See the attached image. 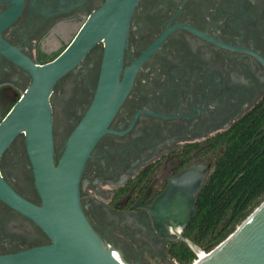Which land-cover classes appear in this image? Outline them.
<instances>
[{
	"label": "flooded vegetation",
	"instance_id": "1",
	"mask_svg": "<svg viewBox=\"0 0 264 264\" xmlns=\"http://www.w3.org/2000/svg\"><path fill=\"white\" fill-rule=\"evenodd\" d=\"M104 1L0 0V121L31 81L16 51L36 64L52 60ZM101 54L99 43L53 86L55 161L92 100ZM131 72L123 102L84 163L80 205L125 260L175 264L168 249L182 233L169 227L159 235L148 207L183 168L212 162L208 140L264 100V0H137L120 80ZM0 177L41 204L22 135L2 152ZM50 242L10 192L0 193V257Z\"/></svg>",
	"mask_w": 264,
	"mask_h": 264
},
{
	"label": "water",
	"instance_id": "2",
	"mask_svg": "<svg viewBox=\"0 0 264 264\" xmlns=\"http://www.w3.org/2000/svg\"><path fill=\"white\" fill-rule=\"evenodd\" d=\"M136 2L105 0L66 48L44 64L14 50L31 81L0 121V157L15 137H24L41 204L17 195L1 177L0 193L10 192L16 207L30 212L51 242L1 256L0 264H137L125 260L119 250L99 237L79 200L84 163L95 142L108 131L133 77L131 72L120 80L128 24ZM99 43L102 54L92 100L55 161L50 104L53 86ZM211 167L210 160L195 162L169 178L148 207L159 235L168 236L169 227L181 234L189 224L196 214L195 198ZM190 264H264V200L224 240Z\"/></svg>",
	"mask_w": 264,
	"mask_h": 264
},
{
	"label": "trees",
	"instance_id": "3",
	"mask_svg": "<svg viewBox=\"0 0 264 264\" xmlns=\"http://www.w3.org/2000/svg\"><path fill=\"white\" fill-rule=\"evenodd\" d=\"M212 167L195 198L196 214L169 246L175 264L196 257L186 240L208 252L264 200V100L232 127L208 140Z\"/></svg>",
	"mask_w": 264,
	"mask_h": 264
},
{
	"label": "bare ground",
	"instance_id": "4",
	"mask_svg": "<svg viewBox=\"0 0 264 264\" xmlns=\"http://www.w3.org/2000/svg\"><path fill=\"white\" fill-rule=\"evenodd\" d=\"M193 250L200 256L203 257L204 256V252H202V250L198 249L196 246L192 245Z\"/></svg>",
	"mask_w": 264,
	"mask_h": 264
},
{
	"label": "built area",
	"instance_id": "5",
	"mask_svg": "<svg viewBox=\"0 0 264 264\" xmlns=\"http://www.w3.org/2000/svg\"><path fill=\"white\" fill-rule=\"evenodd\" d=\"M186 243H187V245L193 250V248L191 247V242H189L188 240H186ZM195 246V245H194ZM194 251V250H193ZM195 252V251H194ZM203 252V251H202ZM195 254H196V257L198 258V254L195 252ZM194 260H196V258L194 259Z\"/></svg>",
	"mask_w": 264,
	"mask_h": 264
},
{
	"label": "rangeland",
	"instance_id": "6",
	"mask_svg": "<svg viewBox=\"0 0 264 264\" xmlns=\"http://www.w3.org/2000/svg\"><path fill=\"white\" fill-rule=\"evenodd\" d=\"M179 239L181 238V236L180 237H178ZM192 244V243H191ZM193 245V244H192ZM192 247V246H191ZM173 262H174V260H173Z\"/></svg>",
	"mask_w": 264,
	"mask_h": 264
}]
</instances>
